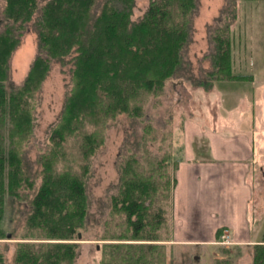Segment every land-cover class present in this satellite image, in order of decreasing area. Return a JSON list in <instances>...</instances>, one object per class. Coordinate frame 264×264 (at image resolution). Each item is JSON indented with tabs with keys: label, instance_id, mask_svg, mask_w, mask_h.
<instances>
[{
	"label": "trees",
	"instance_id": "16d2710c",
	"mask_svg": "<svg viewBox=\"0 0 264 264\" xmlns=\"http://www.w3.org/2000/svg\"><path fill=\"white\" fill-rule=\"evenodd\" d=\"M197 1L151 0L143 17L133 20L136 0H4L0 13V221L7 194L26 200L29 206L13 264H75L81 245L76 240L82 239L90 208L86 179L91 158L103 143V129L109 119L121 114L142 117L145 96L161 95L167 81L185 77L181 73L186 70L184 50L192 39ZM237 1H229L232 18ZM224 13L225 9L216 19L219 23ZM31 21L38 53L22 84L8 88L12 54ZM229 24L225 22L212 33V69L208 78L195 82L205 90H211L218 80L252 79L234 71ZM72 53L73 86L51 130L54 147L39 160L41 183L29 196L21 191L24 186L33 190L35 181L25 169L20 148L35 126L33 101L49 75L51 62L66 64ZM72 136L81 140L80 173L57 167L65 155L62 143ZM181 137L177 127L172 132L174 146L181 143ZM182 148L178 145L180 154ZM181 157L173 151L167 162L176 160L178 166ZM137 161L135 156L124 161L118 191L111 199L113 210L125 215L131 231L126 237L139 242L106 243L101 264H167L161 245L155 242L168 240L158 233L169 218L164 200L169 199L170 177L162 173L157 176L159 181L153 179L152 171L149 175L138 172ZM173 183L174 190L175 177ZM13 235L0 226V239ZM252 249V264H264V237Z\"/></svg>",
	"mask_w": 264,
	"mask_h": 264
},
{
	"label": "rangeland",
	"instance_id": "374dc122",
	"mask_svg": "<svg viewBox=\"0 0 264 264\" xmlns=\"http://www.w3.org/2000/svg\"><path fill=\"white\" fill-rule=\"evenodd\" d=\"M229 1L231 0L197 1L198 7L193 15L192 39L184 50L186 70L181 73L185 77L167 81L161 95L145 96L143 102L145 111L142 117L134 118L121 114L107 122V128L103 129V143L91 158V170L86 179L90 208L82 239L76 240L81 242V245L75 264H101L106 243L139 242L126 237L131 231L128 230L125 215L113 210L111 199L118 191L120 168L129 156H135L138 160L136 163L138 172L142 170L145 175L153 172V179L159 181L161 180L157 176L162 173L170 177V186L167 190L169 199L164 200L167 208L165 215L167 217L170 211L169 218L166 226L159 233L158 231L155 233L168 240L151 241L161 245L159 250L163 251L167 264H252V248L234 244L233 241L223 244L221 236L216 243L203 246L172 241L174 230L172 190L177 161H167L173 151L179 154V158L181 156L180 150H177L181 143L177 142V146H174L172 132L179 127L182 135L184 120L197 113L202 104L208 101L203 98L205 88L197 86L195 82L200 78H208L207 73L212 69L210 58V54L214 51L212 33L229 21L235 73L254 74L257 78H264V1L238 0L235 3V18L229 14L233 11ZM150 2L151 0H136L132 19L139 20L143 17ZM3 4L4 0H0V13ZM223 9H225L224 19L219 23L216 19L222 16ZM33 21L27 24L21 37V44L12 54L8 88L22 84L38 53V38L32 25ZM2 27L0 25V29ZM74 54L67 57L66 64L56 60L51 62L49 75L37 94L36 103L33 101L35 126L31 136L20 148L25 160V169L29 177L35 181L33 190L24 186L21 191L29 196L37 191L41 183L42 166L39 160L44 154H49L54 147L50 134L59 121L73 86L71 69ZM215 84L226 89H230L231 85L238 86L246 92L251 88L248 81L218 80L214 82ZM8 143L9 140H5V144ZM80 144L81 140L75 136L62 143V152L65 155L57 163L58 169L68 167L80 173ZM257 179H259L258 187L261 186L259 183H262L260 174ZM165 189L163 188L161 193ZM4 207V217L0 221V226L13 233L14 238L0 239V257H3V263L0 264H13L16 242L23 240L21 235L25 230V218L29 206L26 200L7 194Z\"/></svg>",
	"mask_w": 264,
	"mask_h": 264
},
{
	"label": "crops",
	"instance_id": "0c3cea01",
	"mask_svg": "<svg viewBox=\"0 0 264 264\" xmlns=\"http://www.w3.org/2000/svg\"><path fill=\"white\" fill-rule=\"evenodd\" d=\"M246 75L247 92L234 85L204 89L208 101L183 122L173 242L214 244L226 230L237 245L263 241L264 78Z\"/></svg>",
	"mask_w": 264,
	"mask_h": 264
},
{
	"label": "built area",
	"instance_id": "2783aa9c",
	"mask_svg": "<svg viewBox=\"0 0 264 264\" xmlns=\"http://www.w3.org/2000/svg\"><path fill=\"white\" fill-rule=\"evenodd\" d=\"M221 241H223V244L231 243L232 239L230 237V234L227 232V230L222 234Z\"/></svg>",
	"mask_w": 264,
	"mask_h": 264
},
{
	"label": "water",
	"instance_id": "95a60500",
	"mask_svg": "<svg viewBox=\"0 0 264 264\" xmlns=\"http://www.w3.org/2000/svg\"><path fill=\"white\" fill-rule=\"evenodd\" d=\"M79 237H81V235H79Z\"/></svg>",
	"mask_w": 264,
	"mask_h": 264
}]
</instances>
